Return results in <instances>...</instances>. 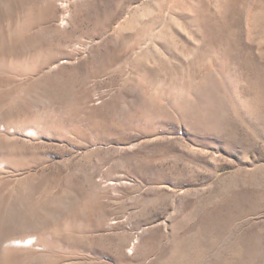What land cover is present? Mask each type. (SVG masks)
Here are the masks:
<instances>
[{
  "label": "rangeland",
  "instance_id": "rangeland-1",
  "mask_svg": "<svg viewBox=\"0 0 264 264\" xmlns=\"http://www.w3.org/2000/svg\"><path fill=\"white\" fill-rule=\"evenodd\" d=\"M0 264H264V0H0Z\"/></svg>",
  "mask_w": 264,
  "mask_h": 264
}]
</instances>
